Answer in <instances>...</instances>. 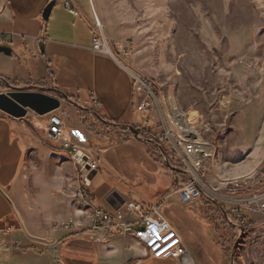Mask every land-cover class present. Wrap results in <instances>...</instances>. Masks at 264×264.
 <instances>
[{"label": "crops", "instance_id": "0c3cea01", "mask_svg": "<svg viewBox=\"0 0 264 264\" xmlns=\"http://www.w3.org/2000/svg\"><path fill=\"white\" fill-rule=\"evenodd\" d=\"M51 1L0 0V34L6 37L1 45L11 50L9 56L0 53V79L27 87H33L27 83L43 81L44 88L72 97L79 105L89 100L93 104L86 108L98 113L107 124L139 126L154 133L163 129H155L160 124L157 119L155 123L150 117L145 118L146 123L137 120L129 73L110 57L93 52L94 16L106 27L96 9L81 10L76 0H54L50 16L44 21L42 12ZM104 31L102 26L103 35ZM104 36L108 40L106 33ZM259 99L260 105L255 108L263 132L264 93ZM35 115L29 112L23 119H14L0 112V225L15 218L28 233L32 229L27 225L28 230L25 223L30 224L36 216L48 224L73 221L79 231H53L59 239L60 264H231L202 200L181 203L174 190L176 175L152 158L145 143L107 145L99 130L93 135L92 123L84 122V132L79 133L78 139L84 145L102 149L103 154L97 170L88 174L91 206H80L74 199L79 183L74 165L68 154L50 148L44 125ZM38 173L49 183V197H44L47 214L41 211L31 190L33 176ZM124 201L158 205L180 235L186 254L175 261L152 260L133 237L103 244L93 243L85 237L86 233L80 232L90 227L93 210L110 211ZM33 249L38 250L35 246ZM50 257L29 249L16 259V264H53Z\"/></svg>", "mask_w": 264, "mask_h": 264}, {"label": "rangeland", "instance_id": "374dc122", "mask_svg": "<svg viewBox=\"0 0 264 264\" xmlns=\"http://www.w3.org/2000/svg\"><path fill=\"white\" fill-rule=\"evenodd\" d=\"M76 2L81 10L94 8L101 15L110 44L127 48L125 54L115 51L119 65L154 83L155 98L146 118H152L151 123L159 120L155 129L162 127L168 136H176L187 127L188 135L199 134L213 147L202 167L194 169L198 177L201 174L213 188L253 178L264 157V131L255 108L264 93V0ZM246 62H255L256 68H246ZM61 108L79 138L82 122L92 123L91 115L67 102ZM137 120L146 123L142 115L137 114ZM201 123L210 130L200 132ZM33 178V196L47 214L44 197H49V183L41 173ZM31 220L25 223L31 235L15 218L0 225V264H16L29 249L47 253L53 264H60L59 239L53 233L59 221L48 224L40 216ZM224 233L233 245L238 239L234 264H264V227L242 231L240 237L229 228Z\"/></svg>", "mask_w": 264, "mask_h": 264}, {"label": "built area", "instance_id": "2783aa9c", "mask_svg": "<svg viewBox=\"0 0 264 264\" xmlns=\"http://www.w3.org/2000/svg\"><path fill=\"white\" fill-rule=\"evenodd\" d=\"M70 12L77 16L75 10L70 9ZM92 32L93 52L110 57L116 63L118 61L115 59V51L127 53L125 46L109 43L96 16L93 18ZM4 41L6 37L0 34V47ZM245 65L248 69L256 68L255 62H246ZM129 76L135 112L146 118L152 110L155 98L154 83L139 74L131 73ZM89 103L93 104L89 100L84 102L86 105ZM35 116L43 123L49 144L72 158L79 179L74 199L82 202V207L89 208L91 201L88 174L97 170L103 150L86 146L74 137L72 128L64 120L65 114L61 107L45 116ZM199 130L208 132L210 129L207 124L201 123ZM151 134L158 143L153 141L165 153L164 157L160 154L162 164L177 177L174 190L181 203L188 205L196 198L212 202L222 213L227 225L237 233L240 229L243 231L256 226L264 227V157L250 180L239 184L226 183L220 188L211 189L202 182L203 176L200 174L198 177L194 172V169L201 168L207 161L213 148L211 145L201 141L199 134L188 135L187 127L184 131L176 132V136H168L164 129ZM90 219V227L80 232L86 233L85 237L93 243L104 244L114 239L133 237L152 260L175 261L186 254L180 235L156 204L124 201L118 208L110 211L93 210ZM76 230L78 227L71 220H62L53 227L55 232L70 233Z\"/></svg>", "mask_w": 264, "mask_h": 264}, {"label": "water", "instance_id": "95a60500", "mask_svg": "<svg viewBox=\"0 0 264 264\" xmlns=\"http://www.w3.org/2000/svg\"><path fill=\"white\" fill-rule=\"evenodd\" d=\"M54 3L55 1L52 0L44 8L42 12V19L44 21L48 20ZM39 50L41 54L44 53L42 44H40ZM0 53H2L5 56H9L11 54V50L8 47L1 46ZM0 82L3 83L6 89L9 90L6 93H0V112H2L8 117L14 119H23L26 117V115L29 112H32L38 116H45L60 108L62 102H67L81 111L90 113L91 115L94 116L96 115L86 107L71 101L66 95H64L61 92L52 89L38 88V87H27V86L13 87L10 86L5 80H1V79ZM51 92H53L56 96H51L48 94ZM110 125L118 129L128 130L132 132L136 141L154 146L163 157L165 156L164 151L158 144H156L153 140L144 141L139 135V130L134 129L132 126H124L118 124H110ZM174 171H178V170H174ZM241 235H242V231L240 229L239 237ZM237 245H238V239L235 241L231 250V254H230L231 264H234V256L236 253Z\"/></svg>", "mask_w": 264, "mask_h": 264}, {"label": "trees", "instance_id": "16d2710c", "mask_svg": "<svg viewBox=\"0 0 264 264\" xmlns=\"http://www.w3.org/2000/svg\"><path fill=\"white\" fill-rule=\"evenodd\" d=\"M48 77L51 78V74L49 72H48ZM5 81L10 86H13V87H18L21 85V83H19V82L10 81L8 79H5ZM27 84L37 86L39 88L46 86L45 82H43V81H39L35 84H30V83H27ZM0 89L1 90L6 89V87L4 86L3 83H0ZM50 95L55 96L53 93H51ZM69 99L75 103H78V101L76 99H73L72 97H69ZM91 120H92V125L90 128V132L94 135L95 130H99L100 137H103L106 140L107 145L136 141L132 132H130L128 130L118 129V128L113 127L110 124L105 123L103 121V118H101L98 113H96L95 116H91ZM132 127L134 129L139 130V135L144 141H150V140L155 141V139L153 138L149 128H142L139 126H132ZM96 135H98V134L95 133V136ZM156 143H158V142H156ZM49 146L52 150L58 151L57 148H55L51 145H49ZM145 147H146L148 153L152 156V158H154L157 163L161 164L164 169L168 170V167H166L162 164V157L160 156V153L158 152V150H156V148L153 147L152 145L146 144V143H145ZM179 169H181V167ZM201 179H202V182L204 184H207L203 177H201ZM202 202L206 208L205 210L208 214L210 222L214 226V230H215V233L218 237L219 243H220L222 249H224V251L226 252V256L229 258L230 253H231V249L233 246V242L225 239V236H224L225 233L224 232H225L226 228L231 229L232 232H234V233H235V230L227 225L226 221L223 218L222 213L217 209L215 204H213L210 201H204V200H202ZM245 232H246V230L243 229V234Z\"/></svg>", "mask_w": 264, "mask_h": 264}, {"label": "bare ground", "instance_id": "6f19581e", "mask_svg": "<svg viewBox=\"0 0 264 264\" xmlns=\"http://www.w3.org/2000/svg\"><path fill=\"white\" fill-rule=\"evenodd\" d=\"M166 134H168L167 132H165ZM70 160H71V162L73 163V165H74V162H73V160H72V158H70ZM251 178H246V179H244V180H241L240 179V181H239V179L237 180H235L234 179V181H230L228 184H239L240 182H243V181H246V180H250ZM78 204L80 205V206H82V202H78ZM240 233V231H238V234Z\"/></svg>", "mask_w": 264, "mask_h": 264}, {"label": "flooded vegetation", "instance_id": "af4514ba", "mask_svg": "<svg viewBox=\"0 0 264 264\" xmlns=\"http://www.w3.org/2000/svg\"><path fill=\"white\" fill-rule=\"evenodd\" d=\"M33 87H35V86H33ZM39 88V87H38ZM42 88H44V87H42ZM235 258V257H234Z\"/></svg>", "mask_w": 264, "mask_h": 264}]
</instances>
